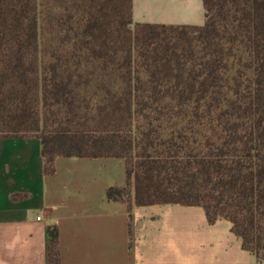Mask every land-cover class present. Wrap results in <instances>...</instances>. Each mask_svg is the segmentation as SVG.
Returning a JSON list of instances; mask_svg holds the SVG:
<instances>
[{
  "label": "trees",
  "instance_id": "obj_1",
  "mask_svg": "<svg viewBox=\"0 0 264 264\" xmlns=\"http://www.w3.org/2000/svg\"><path fill=\"white\" fill-rule=\"evenodd\" d=\"M202 1L189 24L134 21L132 0H0V132L40 135L46 171L121 155L108 199L201 205L264 259V0ZM57 243L50 224L48 264Z\"/></svg>",
  "mask_w": 264,
  "mask_h": 264
},
{
  "label": "crops",
  "instance_id": "obj_2",
  "mask_svg": "<svg viewBox=\"0 0 264 264\" xmlns=\"http://www.w3.org/2000/svg\"><path fill=\"white\" fill-rule=\"evenodd\" d=\"M140 22L202 24V0H132ZM126 183L121 155L56 154L45 170L42 138L0 133V264H48L47 227L58 228L59 264H264L226 218L203 206L130 205L107 197Z\"/></svg>",
  "mask_w": 264,
  "mask_h": 264
},
{
  "label": "rangeland",
  "instance_id": "obj_3",
  "mask_svg": "<svg viewBox=\"0 0 264 264\" xmlns=\"http://www.w3.org/2000/svg\"><path fill=\"white\" fill-rule=\"evenodd\" d=\"M81 19V15H76L73 19H72V22H76L77 20H80ZM67 22H70L71 23V21H69V20H67ZM68 24V23H67ZM43 131V129H41V131L40 132H42ZM29 131H24V133H28ZM1 133V132H0Z\"/></svg>",
  "mask_w": 264,
  "mask_h": 264
}]
</instances>
